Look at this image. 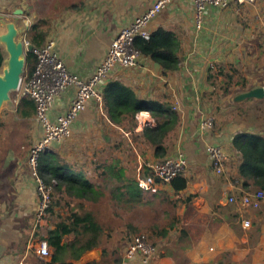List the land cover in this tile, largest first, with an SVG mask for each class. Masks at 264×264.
Listing matches in <instances>:
<instances>
[{"label": "crops", "instance_id": "crops-1", "mask_svg": "<svg viewBox=\"0 0 264 264\" xmlns=\"http://www.w3.org/2000/svg\"><path fill=\"white\" fill-rule=\"evenodd\" d=\"M156 1L0 0V34L8 23L17 29L28 24L29 30L39 20L45 21L46 40L55 42L68 71L88 78L119 31ZM17 10L23 12L21 16H15ZM191 11V0H171L148 25L151 34L159 29L171 33L178 57L174 70L159 65L155 71L154 62L142 56L137 67L115 68L100 86L102 93L107 83L118 82L148 108L160 106L168 112L159 121L154 148L141 136L143 130L156 127L149 112H139L134 124L115 125L106 116L101 96V102L91 101L78 114L70 135L53 144L51 151L74 174L93 181L101 193L125 192L148 164L182 156L187 162L186 188L175 192L170 184H157L150 195L154 235H146L156 252L146 264H219L222 257L230 264H264V202L245 217L248 229L242 228L241 208L229 202L245 194L232 184L240 160L234 140L256 137L264 141V0L207 8L199 31L194 29ZM213 74L215 79H210ZM258 89L262 97L250 96ZM71 97L69 91L55 100L51 121ZM17 107L18 102L6 111L13 120L4 124L15 130L31 122L33 143L38 133L34 116L20 119ZM208 116L214 124L204 132L199 124ZM9 138L12 142H0V264L38 262L37 250L42 244L47 246L52 222L36 219L38 198L27 166L32 143L22 157L13 152L20 148L16 138ZM208 144L226 148L230 154L222 175L212 170L205 151ZM181 242L188 243L183 246ZM127 243L112 248L115 242L109 237L73 264L97 262L102 252L111 264H142L138 257L125 258Z\"/></svg>", "mask_w": 264, "mask_h": 264}, {"label": "trees", "instance_id": "trees-1", "mask_svg": "<svg viewBox=\"0 0 264 264\" xmlns=\"http://www.w3.org/2000/svg\"><path fill=\"white\" fill-rule=\"evenodd\" d=\"M48 33L47 23L39 20L29 28L26 39L32 48H39L44 44ZM134 48L142 56L151 59L165 70H174L178 63L172 35L163 29L152 33L149 40L136 38ZM2 61L3 56L0 50V67ZM35 64V56L32 52H28L26 72L30 73ZM209 78L215 79V74ZM229 78L230 75H226V79ZM101 96L106 116L115 125L134 124L139 112H149L156 122V127L143 130L141 136L149 146L154 148L159 141L161 130L159 121L165 120L168 113L163 107L148 108L145 102L135 98L129 88L114 81L105 85ZM34 113L33 101L27 97H20L17 107L18 117L31 119ZM234 146L240 153V160L235 166L236 176L232 184L238 186L243 193L253 190L264 191V141L261 138L244 137L242 141L234 140ZM38 170L45 183L52 189L51 203L44 217L52 222V228L47 231L45 238L50 256L44 264H73V261L79 260L86 252L99 247L101 242L108 239L115 230L111 222H101L100 212L90 207V204L98 202L103 194L93 181L69 170L60 157L51 150L41 155ZM168 184L177 192L186 188L187 180L181 174ZM117 192L110 193V199L120 205L123 203L125 210L131 211L135 209V206L149 204V200L142 197V191L137 187L136 182L126 185L125 192L118 194ZM104 217H106L105 214ZM130 224L125 225V235L128 240L131 237ZM88 264L111 263L106 261V254L102 252L99 261ZM219 264H221L220 261Z\"/></svg>", "mask_w": 264, "mask_h": 264}, {"label": "built area", "instance_id": "built-area-1", "mask_svg": "<svg viewBox=\"0 0 264 264\" xmlns=\"http://www.w3.org/2000/svg\"><path fill=\"white\" fill-rule=\"evenodd\" d=\"M255 1L191 0V19L194 29L199 31L202 28L207 8L226 9L231 6L252 5ZM170 2L171 0L156 1L142 16L120 30L88 78H81L68 71L56 52L55 42L51 38H48L42 47L32 48L31 52L36 58V64L30 73L25 71L19 92L21 97L29 98L35 105L32 121L36 124L38 133L30 147L27 166L38 198L36 209L38 221L44 219L52 196L51 187L45 183L38 170L41 155L50 151L53 144L70 135L73 122L91 101L101 102L100 86L115 68L137 67L142 55L134 48L135 39L149 40L151 36L148 30L149 23ZM28 46L29 43L24 39L25 49ZM69 91L72 92V97L68 106L54 121H51L49 116L55 100ZM213 124V119L208 116L200 121L199 126L204 132H209ZM205 151L214 174L222 175L226 164L230 161L229 152L216 144H208ZM186 166L187 162L182 156L148 164L146 170L142 169L138 172L136 185L143 193L153 194L157 190V184L170 183L172 179L184 173ZM229 202L241 208V225L243 229H248L250 225L245 217L253 215L260 209L264 202V191L245 193L238 200L232 197ZM155 252L156 248L149 241L148 236L139 233L127 243L125 258L133 260L138 257L142 264H146ZM49 256L48 247L42 244L37 250L38 262H20L19 264H44L49 260Z\"/></svg>", "mask_w": 264, "mask_h": 264}, {"label": "rangeland", "instance_id": "rangeland-1", "mask_svg": "<svg viewBox=\"0 0 264 264\" xmlns=\"http://www.w3.org/2000/svg\"><path fill=\"white\" fill-rule=\"evenodd\" d=\"M0 48L5 57L6 52L4 47L0 46ZM2 70L3 67L0 68V75L2 74ZM20 97L21 95L19 91L12 92L9 96V100L4 103L3 109H1L5 112L0 113V122H3V124L1 123L0 125V142L4 144L6 141L12 142L11 138L9 137L16 138V142L20 148L13 152L15 155L17 154L23 157V155H25L24 152L28 149L29 144L32 143L33 124L28 122L25 125H18L20 128L15 130L12 128L11 124H4L5 122H12L13 119L10 115L11 113L6 111L10 110L15 104H17ZM28 132H30V135H28ZM102 194L103 197H101L98 202L90 204V207L100 212L101 222H111L114 225L115 230L110 235V237H112L113 241L115 242L112 248L120 249L126 242L131 241L134 235L139 233L147 234L148 236L154 235V202L151 203V194L146 193L144 196L146 200H149V204L147 206H135V209L131 211L123 209V203L120 205L115 200L110 199V193ZM104 214L106 217H104ZM127 223H131L130 240H128L125 235V225ZM187 243L188 242H181L180 244L184 246V244L186 245ZM180 244H176V246ZM221 260V264H230V260L226 259L225 257H222Z\"/></svg>", "mask_w": 264, "mask_h": 264}, {"label": "water", "instance_id": "water-1", "mask_svg": "<svg viewBox=\"0 0 264 264\" xmlns=\"http://www.w3.org/2000/svg\"><path fill=\"white\" fill-rule=\"evenodd\" d=\"M21 10H17L15 16L22 15ZM28 30V24L16 28L14 23L5 25V32L0 34V46L4 47L6 56L4 57L0 68L3 67L0 75V110L5 102L9 100L12 92L19 91L23 77L26 71V54L31 52L32 46L24 47L25 34ZM159 64L154 63V70L157 71ZM262 90H255L250 94L253 97H262Z\"/></svg>", "mask_w": 264, "mask_h": 264}]
</instances>
